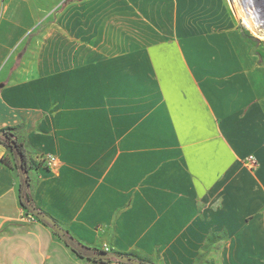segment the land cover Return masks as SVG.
Masks as SVG:
<instances>
[{
    "label": "crops",
    "instance_id": "crops-1",
    "mask_svg": "<svg viewBox=\"0 0 264 264\" xmlns=\"http://www.w3.org/2000/svg\"><path fill=\"white\" fill-rule=\"evenodd\" d=\"M7 127L35 205L81 243L264 264V48L228 0H0ZM16 163L0 141V264H125L29 214Z\"/></svg>",
    "mask_w": 264,
    "mask_h": 264
},
{
    "label": "trees",
    "instance_id": "trees-1",
    "mask_svg": "<svg viewBox=\"0 0 264 264\" xmlns=\"http://www.w3.org/2000/svg\"><path fill=\"white\" fill-rule=\"evenodd\" d=\"M18 62V59H17ZM16 62V63H17ZM16 66V64H15ZM0 141L3 142L6 147L13 152L17 156V163L16 165L19 167V171L21 174V181L19 184V200L20 204L23 208L26 209V211L29 214H32L29 211V207L32 206L36 209L39 210V212L47 214L43 210H41L39 207H37L33 201V198L28 190V176L27 172L31 168V166L27 162V157H26V150H25V145L22 140L15 134L13 128H3L0 129ZM11 142L13 144H11ZM4 161V159H3ZM48 215V214H47ZM50 216V215H49ZM51 217V216H50ZM55 223L59 224L53 217H51ZM43 224L50 226L53 228L49 223H46L45 221L40 220ZM60 225V224H59ZM61 226V225H60ZM62 227V226H61ZM63 228V227H62ZM64 237H61L64 241V243L71 248L73 252H75L78 256L86 258L87 260L91 261H98L102 263H107L110 261H117L114 258H109V259H101L97 257L98 252H105L102 249H98L96 247H91L87 244L81 243L79 240H77L67 229H64ZM145 264H156L153 262H145Z\"/></svg>",
    "mask_w": 264,
    "mask_h": 264
},
{
    "label": "rangeland",
    "instance_id": "rangeland-1",
    "mask_svg": "<svg viewBox=\"0 0 264 264\" xmlns=\"http://www.w3.org/2000/svg\"><path fill=\"white\" fill-rule=\"evenodd\" d=\"M229 4L235 13L238 27L241 28L243 34L253 38L257 46L264 48V40L258 35V27L251 24L250 17L247 14L248 10L245 7V0H233L232 2L229 1Z\"/></svg>",
    "mask_w": 264,
    "mask_h": 264
},
{
    "label": "water",
    "instance_id": "water-1",
    "mask_svg": "<svg viewBox=\"0 0 264 264\" xmlns=\"http://www.w3.org/2000/svg\"><path fill=\"white\" fill-rule=\"evenodd\" d=\"M11 144H13L11 142ZM29 211L32 213L33 216H35L37 219L45 221L46 223H49L53 229L55 230V232H57L61 237H64V230L63 228L54 222V220L47 214L41 213L39 212L38 209L30 206ZM97 257L101 258V259H109V258H114L117 261L121 262V263H125V264H145L143 261L138 260L134 257L125 255V254H121V253H116V252H98L97 253Z\"/></svg>",
    "mask_w": 264,
    "mask_h": 264
},
{
    "label": "bare ground",
    "instance_id": "bare-ground-1",
    "mask_svg": "<svg viewBox=\"0 0 264 264\" xmlns=\"http://www.w3.org/2000/svg\"><path fill=\"white\" fill-rule=\"evenodd\" d=\"M232 2L233 0H229ZM247 14L251 24L257 25L258 35L264 40V0H245ZM260 26V27H259Z\"/></svg>",
    "mask_w": 264,
    "mask_h": 264
},
{
    "label": "built area",
    "instance_id": "built-area-1",
    "mask_svg": "<svg viewBox=\"0 0 264 264\" xmlns=\"http://www.w3.org/2000/svg\"><path fill=\"white\" fill-rule=\"evenodd\" d=\"M42 160H47V163L49 164L51 161L54 160V158L51 157V156H47V157L45 156V157L42 158ZM244 162H245L246 165H248L251 168L254 167L256 165V163H257V161H256V159L254 158L253 155H248ZM102 250H104L106 252H110L109 251L110 249H109V247L106 244L103 245V249Z\"/></svg>",
    "mask_w": 264,
    "mask_h": 264
}]
</instances>
